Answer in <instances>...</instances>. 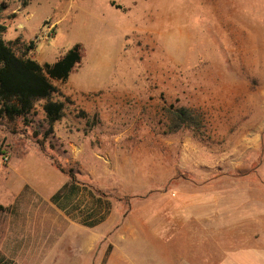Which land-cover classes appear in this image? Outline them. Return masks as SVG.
Masks as SVG:
<instances>
[{"label": "rangeland", "instance_id": "rangeland-1", "mask_svg": "<svg viewBox=\"0 0 264 264\" xmlns=\"http://www.w3.org/2000/svg\"><path fill=\"white\" fill-rule=\"evenodd\" d=\"M0 8L6 43L19 54L35 41L28 56L40 65L81 46V62L68 80L52 81L54 99L64 103L59 127L92 130L84 155L93 165V190L114 206L123 202L116 183L131 176H122L124 156H130L134 172L141 171L136 178L142 193L173 188L147 172L154 157L158 170L176 180L196 181L207 171H214L210 177L241 181L264 177V0H0ZM48 24L53 33L44 41ZM43 104L11 123L0 119V205L7 199L10 162L13 178L22 179L25 168L16 157L41 151L53 164L58 156L68 158L57 139L46 136ZM171 106L195 109L201 129L169 132ZM108 184L116 190H99ZM6 223L0 209V250ZM24 250L45 255L24 256L20 264H42L40 258L53 264V248ZM79 252L71 248L61 264H92ZM100 263L93 258V264Z\"/></svg>", "mask_w": 264, "mask_h": 264}, {"label": "crops", "instance_id": "crops-1", "mask_svg": "<svg viewBox=\"0 0 264 264\" xmlns=\"http://www.w3.org/2000/svg\"><path fill=\"white\" fill-rule=\"evenodd\" d=\"M63 117L49 134L68 154L57 161L70 167L72 179L41 151L16 157L25 168L21 180L13 178L12 162L6 168L7 199L0 209L6 214L8 235L0 256L7 262L20 264L30 255L42 258L43 251L24 250L42 247L53 248V264H61L71 248L81 251L79 258L90 257L92 264L94 257L104 264H125V257L132 264H264V177L241 181L210 177L214 171H207L208 176L196 181L176 180L158 170L154 157L147 172L160 175V182L173 188L142 193L136 178L141 171L134 172L130 156H124L125 171H119L131 176L123 185L116 183L123 202L114 206L108 196L93 190V165L84 155L92 130L61 128ZM105 170L110 177L112 168ZM174 180L178 182L172 185ZM98 188L116 190L109 184ZM128 204L132 207L125 210ZM41 258L38 263L43 264Z\"/></svg>", "mask_w": 264, "mask_h": 264}, {"label": "trees", "instance_id": "trees-1", "mask_svg": "<svg viewBox=\"0 0 264 264\" xmlns=\"http://www.w3.org/2000/svg\"><path fill=\"white\" fill-rule=\"evenodd\" d=\"M114 6V4L112 3ZM120 9L119 6H115ZM0 8V15H1ZM6 27L0 23V119L13 122L16 118L30 115L35 105L44 102L42 110L51 133L53 124L59 121L64 112V103L55 100L57 92L52 81L65 82L68 80L74 68L80 64L82 49L75 44L59 60L53 64L40 65L28 54L36 47L35 41L23 45L24 51L17 54L4 39ZM169 117V132L176 133L183 128L200 130L202 120L195 109L187 107L166 109ZM56 168L72 175L54 162ZM0 264H11L0 256ZM101 264H104L102 262Z\"/></svg>", "mask_w": 264, "mask_h": 264}, {"label": "built area", "instance_id": "built-area-1", "mask_svg": "<svg viewBox=\"0 0 264 264\" xmlns=\"http://www.w3.org/2000/svg\"><path fill=\"white\" fill-rule=\"evenodd\" d=\"M53 28L54 27L52 24H48L46 26V29L43 31L42 36H41L44 41L49 40V38L51 37V35L53 33ZM4 161H6V159H4Z\"/></svg>", "mask_w": 264, "mask_h": 264}]
</instances>
